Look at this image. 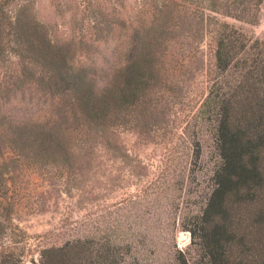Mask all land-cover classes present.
Masks as SVG:
<instances>
[{
    "label": "trees",
    "instance_id": "16d2710c",
    "mask_svg": "<svg viewBox=\"0 0 264 264\" xmlns=\"http://www.w3.org/2000/svg\"><path fill=\"white\" fill-rule=\"evenodd\" d=\"M35 1L0 0V59L13 51L21 66L0 81V264H138L111 236L17 241L12 219L29 196L23 180L43 173L69 185L75 163L91 159L99 127L142 123L143 114L131 113L153 105L148 95L163 65L198 63L203 44L214 64L193 118L210 129L215 159L204 209L172 264H264V42L241 27L258 23L264 0H50L59 14L80 12L82 29L69 41L48 35ZM121 21L129 34L114 93L97 68L113 63L93 46L113 40ZM15 103L32 111L15 117Z\"/></svg>",
    "mask_w": 264,
    "mask_h": 264
},
{
    "label": "rangeland",
    "instance_id": "374dc122",
    "mask_svg": "<svg viewBox=\"0 0 264 264\" xmlns=\"http://www.w3.org/2000/svg\"><path fill=\"white\" fill-rule=\"evenodd\" d=\"M71 8L59 14L50 0H36L34 14L53 40L69 41L82 29L79 10ZM241 27L248 36L264 42V1L258 23ZM113 33V40L93 47L98 45V54L113 63L111 70L110 65L97 68L108 74L116 93L121 68L117 55L129 34V23L124 27L122 21L117 22ZM212 55V48L203 44L198 63L171 61L163 65L148 95L153 105H147L144 113L141 108L131 113L133 119L143 114L142 123L99 127L91 159L75 163L69 185L50 181L43 173L24 178L29 195L22 205L26 208L17 217L14 212L12 219L14 230L15 224L19 226L17 241L59 245L76 236H111L128 245L138 264H172L177 251L188 246L189 230L203 211L209 192L214 141L208 126L200 127L193 115L208 90ZM14 59L13 51L0 59V81L9 71L13 77L19 76L21 66ZM31 93L27 90L24 94L29 97ZM8 109L15 117L32 111L18 103ZM105 137L110 139L109 149ZM196 144L201 151L198 160ZM80 169L85 171L84 177ZM12 239L15 241V231Z\"/></svg>",
    "mask_w": 264,
    "mask_h": 264
}]
</instances>
